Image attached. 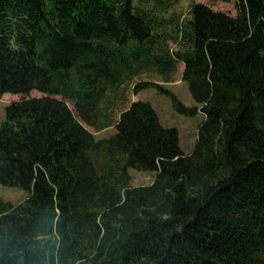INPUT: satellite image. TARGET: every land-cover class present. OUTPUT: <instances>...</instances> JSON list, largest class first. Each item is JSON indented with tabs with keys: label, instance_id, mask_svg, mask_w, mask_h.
<instances>
[{
	"label": "trees",
	"instance_id": "trees-1",
	"mask_svg": "<svg viewBox=\"0 0 264 264\" xmlns=\"http://www.w3.org/2000/svg\"><path fill=\"white\" fill-rule=\"evenodd\" d=\"M178 1L0 0V98L46 95L11 103L0 128V188L27 194L0 197V264H264V0L236 17L194 5L173 59L156 32ZM175 61L195 107L134 91L204 115L189 155L151 104L117 123L102 106ZM54 96L115 135L96 140ZM130 171L153 183L132 187Z\"/></svg>",
	"mask_w": 264,
	"mask_h": 264
},
{
	"label": "rangeland",
	"instance_id": "rangeland-1",
	"mask_svg": "<svg viewBox=\"0 0 264 264\" xmlns=\"http://www.w3.org/2000/svg\"><path fill=\"white\" fill-rule=\"evenodd\" d=\"M238 3L239 0H233L230 3H224L219 0H180L173 4L170 11L161 17L164 24L156 32L157 35L160 34L164 39H169V41H166L163 45L164 52H169L170 56L173 59H176V53L185 50L184 41L181 35H177L176 33V25L178 24L181 29L186 30L187 23L191 20L190 11L194 5H204L214 12L236 17ZM157 42L160 43L161 40H158ZM158 45L159 44H157L156 47H158ZM184 68L182 62L175 61L173 70L167 74L159 73L157 68L144 70L141 73L136 74L131 81H128L120 87L117 93H108V99L102 106L107 109L112 122L117 123L120 114L126 111L132 103L144 102L151 104L159 117L161 125L164 128H174L178 131L182 151L186 155L192 154L197 144L198 129L205 119L204 115L200 113L194 118H188L178 114L173 108L172 100L169 97L160 94L155 89H146L139 93H135L134 91L135 86L140 83H151L162 86L172 92L185 107L193 108L195 107V103L190 95L188 85L182 80ZM43 97H46V95L37 91H34L27 96L13 94L4 95L0 98V128L6 118V108L11 103L18 102L21 99ZM53 98L66 103L80 124L93 134L96 140L100 141L108 139L115 135V127L97 131L83 123L76 113L74 103L71 100L64 99L61 96H54ZM130 174L132 176L131 186L135 188L151 185L155 177L153 173L138 171H130ZM0 197L5 202L16 205L25 200L27 194L18 189L1 187Z\"/></svg>",
	"mask_w": 264,
	"mask_h": 264
}]
</instances>
